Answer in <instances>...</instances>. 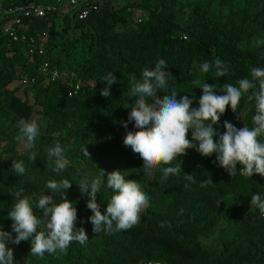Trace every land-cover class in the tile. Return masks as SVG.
<instances>
[{
    "label": "trees",
    "instance_id": "trees-1",
    "mask_svg": "<svg viewBox=\"0 0 264 264\" xmlns=\"http://www.w3.org/2000/svg\"><path fill=\"white\" fill-rule=\"evenodd\" d=\"M230 1L141 0L115 7L111 0H99V8L82 20L62 16V33L55 25V18H59L55 13L23 18L13 27L19 35L35 39L32 53L27 41H14L3 32L6 21L0 12V138L5 142V150H0V225L12 232V221L7 218L15 200L11 194L23 189L22 195L33 201L41 194H52L59 203L60 196L51 193L46 184L67 179L72 182V187L65 190L67 198L77 208L76 227H83L89 238L84 245L73 242L66 255L45 253L43 257L30 254V241L19 245L9 242L14 264H264V215L258 209L250 210L253 194L264 199V178L243 176L239 166L231 177L217 166L215 154L203 157L192 148L180 157L182 173L161 182L159 171L146 175L139 155L123 145L126 132L135 130L133 124L125 129L120 123L127 121L130 110L124 106L134 102L128 95L130 75L140 79L144 69H154L161 59L174 78L168 79L167 91L159 94H170L175 89L178 99L184 95L199 99L202 90L193 80L210 85L236 84L241 78L250 79L252 68H264V0H244V6L235 11L228 6ZM54 2L1 0L0 7ZM131 7L141 8L146 17L131 23ZM67 31H79V36L65 38ZM42 34H47L44 50L38 42ZM217 57L228 67L225 77L213 79V72H198L202 62ZM44 60L59 70L58 78L50 80L41 74L38 67ZM109 72L116 76L117 83L110 88L111 97L105 98L100 95L106 87L102 78ZM24 78L33 79L25 84L34 90L32 103L21 99L15 89L7 88ZM70 82L79 84L72 95H68ZM247 95L242 97L238 113L227 108L214 125L216 132L223 134L225 120L238 129L243 123L252 127L255 101H249ZM196 106L194 101L192 107ZM239 113L247 114L238 119ZM9 118L16 123L21 118L37 120L41 133L34 145L15 158L3 156L7 149L13 152L17 143L14 132L4 124ZM260 139L264 142V137ZM57 143L64 148L66 164L59 173L54 171L55 157L52 167H48V150ZM84 146L91 161L81 153ZM32 152L36 153L34 163L29 160ZM12 160L24 162L23 176L12 172ZM99 169L105 171V182L107 173L120 170L126 179L139 182L148 194L149 206L132 229L92 231L88 221L92 213L86 206L89 196L82 195L77 184L81 179L91 182L99 176ZM184 174L195 180H186ZM205 179L213 183L202 187L200 182ZM111 195L112 190L102 184L96 197L102 213ZM225 199L229 201L227 207L221 205ZM34 211L42 216L35 206ZM162 222L164 227L160 226ZM221 222L226 224L228 238L219 248L203 247L200 238L210 236ZM15 235L12 233L13 238Z\"/></svg>",
    "mask_w": 264,
    "mask_h": 264
},
{
    "label": "clouds",
    "instance_id": "clouds-1",
    "mask_svg": "<svg viewBox=\"0 0 264 264\" xmlns=\"http://www.w3.org/2000/svg\"><path fill=\"white\" fill-rule=\"evenodd\" d=\"M166 68V62L161 59L154 69H144L140 79L134 74L129 78L128 95L134 98V102L124 106L130 110L127 121L120 123L125 129L132 123L135 130L126 132L123 145L130 148L133 154L139 155L144 173L153 176L159 171L161 182H166L171 175L182 173L183 161L180 157L185 156L187 150L196 148L203 157L215 154L217 166L231 177L237 174L239 166L243 176L252 177L255 174L264 178V142L260 139L264 137V68H252L251 78H241L236 84L227 82L222 86L210 85L206 81L193 80L197 89L202 90L198 100L195 97L190 99L189 95L178 99L175 89L170 94L160 95L161 90L167 91L168 79L174 78ZM198 72H213V79H219L226 76L228 67L217 57L213 61L202 62ZM102 80L106 87L100 95L110 98V88L117 83V78L109 72ZM250 90L254 91L250 93ZM245 94H248L249 101H255L252 127L243 123V127L238 129L225 120L223 134L216 132L214 125L218 124L229 106L233 113H238L237 109ZM194 101L196 107H192ZM246 114L239 113L238 119ZM16 127L19 130L17 141L26 139L29 145H34L39 135L37 122L21 118ZM189 131L191 140L188 139ZM216 137L218 140L214 139ZM63 153L64 148L59 143L48 150V167H52L55 157L54 171L57 173L66 167ZM81 153L91 161V154L85 146ZM29 160L33 163L36 161L35 152L29 155ZM11 170L16 176H23L26 167L23 161L12 160ZM184 175L188 181L195 180L192 175ZM212 183L211 179L200 182L202 187ZM102 184H106L113 192L103 213L101 204L96 200ZM77 185L82 195L89 196L86 206L92 215L88 221L94 233L130 230L139 224L141 213L149 206V196L141 190V184L126 179L120 170L107 173L105 182V171L99 169L98 177L91 182L81 179ZM46 187L51 193L58 194L61 202L56 203L52 194H41L33 201L31 197L22 195L23 189L11 194L15 200L7 218L12 221V232L4 231L3 225H0V264H14L13 250L7 246L9 242L19 245L21 241H30V254L43 257L45 253L66 255L73 242L84 245L88 241L85 229L76 227L77 208L68 200L65 191L72 187V182L67 179L49 180ZM34 206L42 216L36 215ZM253 209H258L264 215V199L259 194L251 196L250 210ZM183 211L180 210L181 213ZM160 226L164 227L165 223L162 222ZM12 233L16 234L15 238Z\"/></svg>",
    "mask_w": 264,
    "mask_h": 264
},
{
    "label": "built area",
    "instance_id": "built-area-1",
    "mask_svg": "<svg viewBox=\"0 0 264 264\" xmlns=\"http://www.w3.org/2000/svg\"><path fill=\"white\" fill-rule=\"evenodd\" d=\"M99 0H65L63 5L60 4L61 0H56L54 3H28L9 5L5 8L0 7L2 18L6 21L3 26V32L7 34L14 41H27L31 46L29 53H32L35 48V39L33 37L26 38L23 34L19 35L14 25L21 24V19L32 17H46L49 14L56 15H68L70 17H76L77 19H84L91 11H95L99 8ZM62 3V2H61ZM41 74L46 78L54 80L58 78L61 73L57 68L51 67L47 61H42L38 67ZM23 84L33 82V79L29 80L24 78L21 81ZM79 89V84L69 83L68 95H72ZM158 264V263H150Z\"/></svg>",
    "mask_w": 264,
    "mask_h": 264
},
{
    "label": "rangeland",
    "instance_id": "rangeland-1",
    "mask_svg": "<svg viewBox=\"0 0 264 264\" xmlns=\"http://www.w3.org/2000/svg\"><path fill=\"white\" fill-rule=\"evenodd\" d=\"M1 1V0H0ZM6 1H10V0H6ZM65 0H61L60 4L63 5V2ZM112 4L115 7H120V6H124L126 4L129 3H140L141 0H111ZM244 0H231L228 4L229 8L232 11L238 10L240 8H242L244 6ZM129 11V20L131 21V23L135 22L136 20L140 19V18H144L146 17V12L144 10H142L141 8L138 7H131L128 9ZM187 7H183V11H186ZM63 15H60L59 18H55V25L57 26L58 30L62 33V27H63V23H62V17ZM69 35V36H67ZM65 38H71L73 39V37L79 36V31H72V33L70 34L69 31H67V33L64 35ZM38 42H39V46L42 50L45 49L46 45H47V34H42L39 35L38 38ZM8 89L12 90L15 89L17 91V94L20 96L21 99H27V101L29 103L33 102V97H34V90L28 86L23 84L20 80H16L14 82H12L11 84H9L7 86ZM37 124L38 121L36 120ZM4 124L6 126L9 127V130L14 132V139L16 140V145H14V151L13 152H4L3 151V156H6L8 158H10L11 156H13L14 158L17 157L19 154L25 152L28 147L29 144L27 143L26 139H22L20 141H17L16 137L17 135H19V130L16 127V122L12 119H6L4 121ZM41 135L40 131H39V135L37 136V138ZM5 144L4 141L1 140L0 138V150H5L3 149V145ZM228 199L222 200L221 201V205L224 207L228 206ZM227 232H226V224L225 222H221L218 227L213 231V233L208 236V237H201L200 238V242L202 244L203 247L208 248V249H215V248H219L221 243L227 239Z\"/></svg>",
    "mask_w": 264,
    "mask_h": 264
}]
</instances>
